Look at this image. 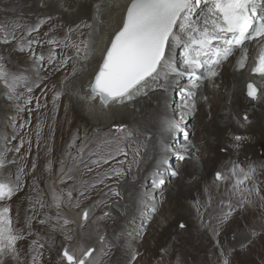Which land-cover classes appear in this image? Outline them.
Returning a JSON list of instances; mask_svg holds the SVG:
<instances>
[{
  "label": "rangeland",
  "instance_id": "374dc122",
  "mask_svg": "<svg viewBox=\"0 0 264 264\" xmlns=\"http://www.w3.org/2000/svg\"><path fill=\"white\" fill-rule=\"evenodd\" d=\"M3 6L4 5L0 3V25H3L6 30L11 31L14 24H19L20 27L16 29L15 34L18 40L21 36H23L26 43L27 40L31 39V36L26 35L30 26H26L25 24L27 23H24L23 20L15 18L16 11L6 10ZM23 7H26L25 4H23ZM27 8L29 9L30 7ZM62 9L67 12L69 11L68 7H62ZM29 10L31 11L33 19L38 20L33 14L31 8ZM50 14L51 13L47 10L46 13L42 15ZM51 22H55V25L58 23V26L53 27V29H57L52 38L55 37L58 41H64L65 37L69 35V29H73L74 31L70 34L71 40L75 42H80V40L87 41L88 48L91 49V46L89 45V26L85 27L83 26V23L79 22L72 23L67 20L64 21L62 18L58 20L56 15L41 18V25H48ZM37 32L39 33V38L36 40L40 43L32 46L34 51L37 55H44L47 53L44 50V47L47 46L49 55H55L53 63L48 62L49 55L46 60L39 62L27 49L20 51L17 47V41H13L9 44L0 43V56L5 57L8 69L12 73L22 72L28 77L27 83L17 88V94H23V97L20 99H16L12 96L8 89L0 83V87L6 89L5 92L2 93L4 96V98L2 96V104L9 112H11V110L13 112L12 117L6 118V127L9 129V132L6 134L4 132L3 142H0V150H5L10 160H15L18 156H20L26 161L25 165L28 166L29 163H27L25 154H33L36 151L35 148L40 144V141H49L52 135L55 137L56 133H60L59 129L57 130V128L53 126H55L58 117L62 118L65 115L68 119L64 122L65 132L63 138L65 140L66 147L64 146L63 153L65 156L69 157V162L71 163L73 162V157H77V150L83 148L84 163L87 161V163H89L88 167H91L92 171H87V168L85 167L83 169V173L81 171H79L80 173L78 171L75 173V169H77L76 166V168L72 169L71 172L74 179L66 180L65 183H61V172H58L56 168L58 165V159L50 161L44 160L41 162L40 168L45 169L46 173L39 177H35L32 170L27 169V171H24V169L16 163V165H11L9 168L5 169V172H11L13 177L18 169H23V173L21 175V188L10 201L13 217L17 220L16 227L24 230L25 234H27L29 231L27 222L29 218H32V235L21 241L19 245L21 249V264H30L31 253L29 252V246L33 240H38L39 243H42L45 246L42 250L43 256L41 258V264H61L60 257L62 250L69 244L73 246L93 247L96 249L94 256L100 255V251L103 249L108 253L103 256L104 264H218V262L223 260L221 251H223L224 254L225 251H229L231 253L230 264H264V229L260 230L259 228L261 225L262 227L264 225V207H262L263 209H259V204L256 206L258 215L255 222L258 223V226L254 223L255 225L253 226L256 227L254 229L250 228L252 236L251 239L248 240L245 234H240V230H245V228H243V223L240 224V221L242 220L241 218L244 216L243 214H239L240 212L234 217L230 216L223 223H220L224 214L221 213L219 209L226 213L228 205V203L223 204L220 201L223 196V184H220L221 186L218 188L216 200H214L213 205H210V203L203 204V202H199L198 205L192 208L188 207L187 204L189 206L190 204L185 201H183L184 203L182 206H178L176 202L173 203L172 201L171 203L164 204L162 201V195L165 194L170 186H173V181L176 178V176L172 177L171 175L168 177L169 174H166L164 177L166 183L160 188H155L159 203V206L157 207L158 211L152 213L149 220L144 224L145 227H142V222L139 223L134 221L135 218L134 220L131 219L129 221L124 220L126 219L124 212L122 210L115 209V201L120 195L115 196L111 193V191L107 192L105 185L103 184H98L95 188L88 187L97 180H94L92 177L98 178V174H104L105 167L109 168L108 164L111 165L112 161L108 164H102L97 167L96 165L91 164V160L98 159V156H89V153L92 151L98 150L101 154H106L107 148L115 147V145H105L103 147H99L104 140L108 139L109 133L106 129H110V126H105L103 124L94 126L88 122L81 123L79 120H75L70 114L69 116L67 114H61L60 116L51 115L52 119L50 120V124L47 123L48 115L44 113V104L47 100L51 99L50 94L45 95L46 92L43 93L41 88L39 95L41 87L39 76L34 75V73L30 72L29 69L36 66V70L33 69L32 71L36 73L38 71L39 73L41 70V75L51 73L53 76H57L54 77L56 80L53 82L56 83L55 90L56 92L62 93L60 98L55 101L58 103L59 101L67 99L66 97L68 95H66L64 91L66 79L69 75L71 78L76 76L85 52L82 51L79 57H75V49L71 47L65 48L63 47V44L59 47H55L53 45L49 46V44L43 45V42L47 40L48 34L44 32V29L42 30V28H39ZM2 34L3 33H0V35ZM65 57H73V59L69 60L65 66L61 67L60 62ZM231 57H229L226 61H229ZM30 61H34V64L31 65ZM22 62L26 64V66L29 65V68L24 66ZM37 63L41 68L37 66ZM223 64L226 65V62L224 61ZM46 79L47 78L45 77L42 81H47ZM49 79L53 80V77H50ZM209 82V80L205 81V83ZM36 84H38V86L33 87L31 93H27L25 91L27 86H33ZM46 84L48 85V82H46ZM180 89H182V86ZM176 90H179V88ZM27 96L32 97L31 104H25V98ZM146 99L148 98H145V100ZM261 100L263 101V99ZM261 100H259L260 103L262 102ZM37 101L41 105L39 108L36 107ZM21 108L24 110L21 111ZM29 109L31 111H29ZM159 109L164 110V113L168 112V110H165L161 105L159 106ZM70 112L72 111L70 110ZM242 115H239L240 119L242 118ZM116 123L117 124L115 125L129 124L123 119L118 120ZM259 128L260 127L252 129V132L248 133H246V131L243 133L238 131H234L233 133H230L231 131L226 132L224 134V141H231L232 143L240 144L237 147L238 150H236V155L232 154L229 148H227L228 146L223 144L218 146L215 153L209 152L213 161H211L209 167H201L200 169L201 175L203 172L207 174V177L205 178L206 180L203 182H206L207 184L214 183V173L218 171L225 172V168L230 167V164L233 162L240 165L244 164L246 169L249 165H256L257 173L255 176H260L264 182V136L261 135ZM127 129L131 130L133 127H131V125H127ZM190 132L191 131L189 130L188 133L191 134ZM38 133L39 136L37 135ZM237 135L242 136L244 139L236 141L234 137ZM192 137L193 135H191V141ZM209 138L211 141L216 140L215 136H210ZM129 141H134L133 137H131ZM129 141H126L120 146L126 147L127 150L130 149L132 146ZM177 142V144H179L183 141ZM175 146V144L170 146L171 151L173 152V158L175 159L168 160V163L165 166L172 171L177 170L174 163H172V160H174L175 164H177L178 162L182 163L192 159V157L177 151ZM17 148H19V152L15 151ZM39 151L40 148H38V152ZM216 152L218 154V158L216 157ZM231 154L237 158L230 161L229 157ZM179 155H184L185 159H179ZM122 159L123 158L119 160ZM77 160H79V157H77ZM49 163H51V168H49ZM192 176L193 179L190 180V187L197 185L198 183V175ZM246 185L248 186L249 184ZM52 188L57 190H71L73 193L71 203H66L62 211L63 216L73 221V223H70L65 229H53L51 225L55 223V220L45 224H41L39 222L41 219H47L48 216L54 217L56 214V209L54 207L46 206L41 208L40 205L36 203L37 197L39 196L46 202L47 205H51ZM85 188H87L86 195L81 197L79 193ZM145 189L149 190L150 185L145 186L143 190ZM151 189L154 190L153 187H151ZM110 194L112 195L111 197H109ZM198 194L200 195L201 193L195 192L190 195L189 198H196ZM261 195L264 194L261 193ZM257 198H259V196L254 197V200H257ZM77 199L79 200V208L74 207ZM198 200L199 199L196 201ZM33 205H35V212L32 210ZM162 208L163 211H161ZM84 209L92 210L90 217L86 222L82 220V210ZM164 212H167V214ZM105 213H108L109 215L104 217ZM80 214L82 225L78 224V219L75 218V215L79 216ZM159 215H167L172 217V220H174L173 223L171 222L172 225L170 229L164 233H158L157 226H153L156 217ZM100 217L104 218L100 219ZM213 217H215L214 220L212 219ZM122 220L127 223L125 227L126 233L118 235L120 241L117 243L116 234L120 231L122 226L120 222ZM181 222L187 226L186 229L179 230V223ZM66 236H71V241L66 240ZM100 236L105 238L104 244H101ZM222 242L227 247H223V244H221ZM143 244L149 248L148 252L138 250L140 247L144 246ZM133 253H135V255H133ZM133 256H135V259H133ZM4 264H10L7 258L5 259ZM11 264H15V261H12Z\"/></svg>",
  "mask_w": 264,
  "mask_h": 264
},
{
  "label": "snow or ice",
  "instance_id": "6c2138e0",
  "mask_svg": "<svg viewBox=\"0 0 264 264\" xmlns=\"http://www.w3.org/2000/svg\"><path fill=\"white\" fill-rule=\"evenodd\" d=\"M201 5L204 7L201 8ZM100 6H98L99 10ZM203 13L200 15V13ZM199 16V18H197ZM40 25H36L27 30L26 35L31 36L33 32L38 31ZM87 27L88 25H83ZM19 24H14L11 31L0 25V43L9 44L17 41V47L20 51L27 49L31 55L39 62H43V54L37 55L33 49L34 44L40 42L35 39L27 40L25 43L23 36L18 40L16 29ZM74 31L69 29V35L64 41H58L55 37L49 39L47 43L55 47H71L75 49V57H79L82 51L85 52V58H88L94 49L88 48L87 41L75 42L71 40L70 34ZM255 43L258 45V51L254 58L255 63L251 72L264 80V0H129L122 17L121 26L115 32L110 40V46L106 48L102 63L94 75V79L89 83V93L83 99L90 101L99 100L104 107L118 104L125 105L130 103L139 96H148L152 92L169 93L175 91L177 82L180 78L186 77L190 82L191 88L186 92L181 89V95L184 97L182 106L185 110L184 115L193 116L196 112L197 91L207 80H212L219 75L218 69L229 57L240 53L237 67L243 69L248 60L250 46ZM181 48L183 51V70L179 69L173 59V53ZM73 57H65L60 62V66H65ZM55 55L50 54L48 62L53 63ZM28 77L20 73H12L7 67L5 57L0 56V83H2L9 93L16 99L23 97V94H17V88L27 83ZM38 84L27 86L25 91L31 93L33 87ZM247 97L252 101L264 99V89L259 88L254 82L246 85ZM62 93L56 92L55 101L60 98ZM205 101L207 96L202 97ZM32 97L25 98V104H31ZM41 105L37 101L36 107ZM24 109L21 108V111ZM29 111H31L29 109ZM180 121L171 118L165 112L158 118V127L164 130L181 131ZM242 120L247 123L248 115L245 113ZM39 136V133L37 134ZM112 139H106L99 147L105 145H115L106 149V154H101L98 150L89 153V156H98V159L91 160V164L97 167L102 164H108L110 160H116L118 156L127 158L129 155L126 147H121L134 133L125 126H117L115 132L111 134ZM189 133L183 132L185 141L188 142L190 151L195 145L189 139ZM236 141H241L243 137L237 135ZM74 143V141H73ZM135 143V141H133ZM22 146V145H21ZM143 144H137L132 150L134 159L132 163H137L140 156V150ZM19 152V148L15 150ZM158 151L160 152L156 166L150 176V184L153 188H160L166 183L165 174L172 177L178 175L177 171H172L165 167L168 163L167 154L171 151L166 143L161 144ZM79 157V160H77ZM77 157H73V164L84 163L83 148L77 150ZM179 159L184 160V155H179ZM16 163L10 160L5 150H0V264H4L7 258L11 264H21V241L32 235L31 219H28L27 227L29 231L25 234L24 230L16 227L17 220L14 219L10 201L19 192L21 188V175L23 169L20 168L13 174L5 172L6 168ZM118 164L124 165L129 162L127 159L118 160ZM35 165H33V168ZM51 168V163H49ZM92 171L91 167H87ZM131 170L129 166L128 171ZM61 183L66 180H72L74 177L70 174L72 168L65 170L64 162L61 161ZM257 173L256 165H249L247 169L238 163H231L226 167L225 172L218 171L215 174V182L225 183L232 180L233 183L229 192L231 195L238 197L235 202L236 208H242L245 204L250 203L249 197L253 194L261 196L259 185L254 177ZM126 171L123 168H113L109 172L102 174L101 178L88 187L95 188L98 184H104L106 180L116 177H123ZM250 182L251 186H247ZM107 186V185H106ZM87 188L80 191L79 195L84 197ZM113 195L119 196V191L110 189ZM138 210L144 215L145 199H154L146 191L136 194ZM73 193L71 190L55 188L51 189V205H47L41 197H37L36 203L41 208L49 206L56 209L54 217L48 216L47 219H41V224L49 223L55 220L51 226L53 229H65L73 221L62 215L66 203H71ZM77 199L74 207L79 208ZM35 212V205H33ZM91 209L82 210V220L87 221L91 214ZM150 211H158L157 204H152ZM234 208L231 199L228 201V211L224 213L220 223H223L233 214ZM109 214L105 213L104 217ZM104 217H100L103 219ZM144 219L147 216L144 215ZM181 228L184 225H180ZM66 240L71 241V236H66ZM101 244L105 243V238L100 236ZM44 244L38 240H33L29 246L31 253L30 264H41ZM110 247V246H109ZM96 249L93 247L65 246L61 253V264H104L103 256L108 253L103 249L100 255H95ZM230 253L223 257L222 264H230ZM135 259V256H133Z\"/></svg>",
  "mask_w": 264,
  "mask_h": 264
},
{
  "label": "bare ground",
  "instance_id": "6f19581e",
  "mask_svg": "<svg viewBox=\"0 0 264 264\" xmlns=\"http://www.w3.org/2000/svg\"><path fill=\"white\" fill-rule=\"evenodd\" d=\"M0 3L4 5L3 7L6 10L8 9L11 11H16L15 18L23 20V22L27 23L30 28L36 25H41L42 17H49L52 15H56L58 20L62 18L64 21L67 20L68 22L72 23L79 22L90 27L89 45L91 46V49H94V51L91 53L89 59L87 60L85 58L84 53V58L82 60V63H80V68L76 76L71 78V76L69 75V77L66 79L64 91L65 94L68 95L66 97L67 99L59 101L58 103L55 102L54 106L56 83L53 82L54 80H56L54 79V77L57 76H53L51 73L47 75H41V70L40 73H38V71L37 73L32 71L33 69L36 70V66L31 67V70L29 69V71L34 73V75L39 76L40 82L43 83V93L46 92L45 95L50 94L51 99L47 100L44 104V113L48 115L47 123L50 124V120L52 119L51 115L60 116L61 114H67L69 116L70 114L75 120H79V122L81 123L88 122L94 126L98 124H103L105 126L109 125L111 127L114 126L115 123L121 119L135 124L132 129L134 133L133 140L135 141V143H133V141H129L132 147L128 149L129 155L127 156V158L123 156H118L116 160H110L113 163L111 162V165L108 164L109 168L105 167L104 169V173L109 172L113 168H123L126 171V175H124L123 177H116L110 180H106L103 184L105 185L107 192H110V189L119 191L120 196L115 201V209H119L124 212V215H126V219H124L120 215L124 220L129 221L131 219L134 220L135 218L134 221H137L139 223L142 222V227H145L144 224L149 220L152 215V212L150 211L151 205L157 204V207L159 206L157 191L155 190V188L154 190L151 189L152 186L150 184L149 178L151 176L152 170L156 166L157 161L159 159L160 152L158 151V149L161 144L166 143L169 148L171 145L175 144L177 151L192 157V159L189 161L182 163L178 162L177 164H175L174 160H172V163H174L177 168L176 171L178 172V177L176 176L175 180L173 181V186H170L165 192V194L162 195V201L164 204L171 203V201L173 203L176 202L178 206H182V204L184 203L183 201H185L189 202L190 206L187 204L188 207L193 208L198 205L199 202H203V204L210 203V205H213L214 200H216L218 188H220L221 186L219 183L216 182L210 184L203 182L204 180H206L205 178L207 177V174L203 172L202 176L200 173V169L201 167H209L211 161H213L211 156L209 155V152L215 153V151L218 149V146H220V144H223L225 146H228L227 148H229L232 154L236 155V150H238L237 147L240 144L232 143L231 141H224V134L228 131H231L230 133H233L234 131H238L240 133L246 131V133H248L252 132V129L260 127V133L262 136H264V99L263 101L261 100V103L260 101L253 102L250 98L246 96V85L249 82H254L259 86V88L264 89V80H261L259 77H256L251 73V68L253 65L252 59L255 58L258 51V45H256L255 43L249 48L248 60L246 62V66L243 69L237 67V62L240 56V53L237 52L231 57L229 61H225L226 65L222 64V66H220V68L218 69V76H216L212 80H209V83L204 82L203 85L198 90H196L198 92L197 96L200 95L201 98V100H198L199 97L196 96V112L193 116H187L186 119L182 121L183 124L181 125L184 131L188 132L189 127L194 130V136L191 142L193 145H195V147L191 148L190 151H185V149L189 146L188 142L185 141L183 136L180 137V141L183 142L179 144H177V141H172L173 138L168 135H165V140L169 141H154L158 136V131L160 128L158 127L157 123L158 115L151 110L159 109L160 105L165 110H169L173 101V97H171L170 93H151L148 95V99L145 100V97H140L130 105L122 106L114 104L112 107H110L108 112L100 110L98 108V104L95 101H90L88 99L82 98L87 96L85 88L88 89L90 81L94 79V75L96 74L100 66L101 55L106 49L107 43L109 42L113 33L117 31L121 26L122 17L124 15L125 8L129 3V0H0ZM22 4H25L26 7H23ZM98 6H100L99 10ZM27 7L31 8L33 14L38 20L33 19V17L31 16V11L29 10L30 8L28 9ZM62 7H68L69 11L67 12L63 10ZM47 10L51 14L42 15L45 14ZM41 26H44V32L48 34L49 40L55 34V31L57 29H53V27L58 26V23H56L55 25V22H51L48 25ZM38 38L39 33L33 32L31 35V39L36 40ZM78 42L79 41H77V43ZM30 63L31 65L34 64V61H30ZM24 66H26V64H24ZM26 67L29 68V65H27ZM45 77L47 78V81L43 82L42 79ZM50 77H53V80L49 79ZM46 82H48V85L46 84ZM182 88H184L185 91L191 88V85L190 83H188L187 86H182ZM5 90L6 89L0 87L1 143L3 142L2 140L4 132L5 134L9 132V129L6 127V118L13 116L12 110L11 112H9L8 109H5L2 104V99L4 98L2 93H4ZM177 93H181V89L174 91V94ZM203 96H207L208 100L205 101L202 98ZM182 100L183 99L180 100V108L176 107V110H180L178 115L175 112H167L168 116L170 115L174 118L175 116L176 118L177 116L178 118H180L181 116H185V110L182 106ZM133 107L137 109V112L134 113L131 111L132 109L130 110V108ZM70 110L72 112H70ZM245 113L249 117V123L247 124V126H243L246 123H244L243 120H241L239 117V115ZM66 119H68V117L65 115L62 118L58 117L55 126H53L56 127L57 130L59 129L60 133H56L55 137L52 135L49 141H40V144L35 148L36 151L33 154H25L27 163H29L28 166L25 165L26 161L20 156L15 159L16 164H19L24 169V171H27V169L32 170L33 175H35V177H39L46 173L45 169L40 168L41 162H43L44 160L50 161L53 159H58V165L56 166L58 172H61V161H63L65 170H67L68 168L75 169L77 166V169H75V173L77 171H81L83 173V169L85 167L87 168L89 166V163H87V161L84 164H73V162L70 163L69 157L65 156L63 153L65 146V140L63 138L65 132L64 122ZM210 136H215L216 140L211 141V139L209 138ZM137 144H143L144 147H142L140 150V156L137 158L138 162L132 163L134 159L132 150L137 146ZM38 148H40L39 152ZM232 154L229 157L230 161H232V159L237 158L234 157ZM167 156L168 160L175 159L173 158L172 151H170ZM216 157L218 158L217 152ZM121 158H123L122 160L127 159L129 163L124 165L118 164L117 160ZM33 165H35L34 168ZM129 166H131L130 171H128ZM242 166H244L246 169V166L244 164ZM192 175H198V183L197 185H193L190 187V180L193 179ZM101 176L102 174H98V178H92H94V180H99ZM169 176L170 175H168V177ZM254 179L259 185L260 192L264 194V182L262 178H260V176L258 177L257 175L254 177ZM232 183V180H228L227 182L223 183L224 190L223 196L220 201L223 204H227L228 201L231 199L234 208L233 214L231 215L232 217H234L239 212V214L244 215L241 218L242 220L240 221V224L243 223V228H245V230H240V234H245L248 240H250L252 236V233H250V228L254 229L256 226L253 225L255 224H257L258 226V223L255 222V219L258 215L256 206L257 204H259V209L264 207V200H262L260 196L259 198H257V200H254V197L257 196L253 194L251 197H249L250 203L245 204L242 208H236L235 202L238 197L231 195L229 192ZM246 184H249L248 186H251L250 182H246ZM147 185H150V189L143 190V188ZM141 191H146L152 197H154V199L151 200L147 198L145 199L144 215L147 216L146 220L144 219V215H142L141 212L138 210L139 206L137 204L136 194ZM195 192L201 194H198L196 198H189L190 195ZM111 196L112 195L110 194L109 197ZM197 199L199 200L196 201ZM163 208L161 211H163ZM219 210L221 213H225L223 210ZM226 211H228V205ZM164 213L167 214V212ZM75 218L78 219V224L82 225L81 214L79 216L75 215ZM212 219L214 220L215 217H213ZM171 222H174V220H172V217L167 215H159L158 217H156L153 226H157L158 233H164L165 231L170 229L172 225ZM120 224L122 226L120 228V231L118 230L119 232L116 234L117 243L120 241L118 235L126 233L125 227L127 223L123 222L122 220ZM259 228L260 230H263L264 225L263 227L261 225ZM223 242L221 244H223ZM223 247L227 246L223 244ZM138 250L148 252L149 248L144 245ZM229 253V251H225V255H228ZM133 255H135V253H133ZM218 264H222V261L218 262Z\"/></svg>",
  "mask_w": 264,
  "mask_h": 264
},
{
  "label": "clouds",
  "instance_id": "9594fccd",
  "mask_svg": "<svg viewBox=\"0 0 264 264\" xmlns=\"http://www.w3.org/2000/svg\"><path fill=\"white\" fill-rule=\"evenodd\" d=\"M23 5V4H22ZM201 8H203V5H201ZM201 15H202V13H201ZM197 18H199V16L197 17ZM26 26H29V25H27V24H25ZM39 28H42V30L44 29V26L42 27L41 25L39 26ZM37 32V31H36ZM116 32V31H115ZM115 32L113 33V35L115 34ZM38 33V32H37ZM112 35V36H113ZM112 36H111V38H112ZM42 38V37H41ZM111 38H110V40H111ZM110 40H109V42L107 43V47H109L110 46ZM47 41H48V36H47V40H45L44 42H43V45H46L47 44ZM3 44V43H2ZM254 44V43H253ZM252 44V45H253ZM251 45V46H252ZM106 47V48H107ZM258 47V46H257ZM44 50L47 52L46 54H44V57H45V60H46V58H47V56L49 55V51H48V49H47V46L46 47H44ZM55 50V49H54ZM106 50V49H105ZM105 50H104V52H105ZM104 52H103V54H104ZM103 54L101 55V58H100V60H101V62H100V64L102 63V57H103ZM91 55V54H90ZM90 55H88V58L87 59H89V57H90ZM86 59V60H87ZM173 59H174V61H175V63H176V65H177V67L179 68V69H181V70H183V67H184V65H183V51H182V49L181 48H177V50L173 53ZM254 62H255V60H254V58L252 59V64L254 65ZM253 65H252V67H253ZM37 66L38 67H40V65L39 64H37ZM41 68V67H40ZM98 71V70H97ZM39 73H40V71H39ZM42 73V72H41ZM252 73V72H251ZM252 75H254V74H252ZM254 76H256V75H254ZM256 77H258V76H256ZM41 79V78H40ZM188 83H190L189 81H188V79L186 78V77H182V78H180L179 80H178V82H177V88H179L180 89V87L181 86H187L188 85ZM42 86H43V83H41V87H40V91H39V95H40V92H41V88H42ZM183 90H184V88H182ZM194 91H196L197 89H193ZM89 91H90V89L88 88V89H86L85 88V92L87 93V95H88V93H89ZM185 91H187V90H185ZM152 93H154V94H157V93H159V92H152ZM170 93V95H171V97H173V101H172V103H171V108L168 110V112H171V113H173V112H175L177 115H178V113L180 112V110H176V107H179L180 108V100L181 99H184V97L181 95V93H177V94H174V91H170L169 92ZM247 95V94H246ZM140 97H145V98H148V96H139V97H137L136 99H134L133 101H131L130 103H126L125 105H130V104H132L135 100H137L138 98H140ZM197 97H199V96H197ZM197 99V98H196ZM198 100H201V98H199ZM97 104H98V108L100 109V110H102V111H109V109H110V107H112L113 105H110V106H108V107H104V106H102L101 104H100V102H99V100L97 99L96 101H95ZM123 106V105H122ZM132 109V110H131ZM134 109V110H133ZM130 110L132 111V112H137V109H135V107H133V108H130ZM151 111H154L157 115H158V117H161L163 114H164V110H162V109H153V110H151ZM169 117H171V118H174V117H172V116H170L169 115ZM186 115L184 116V120L186 119ZM174 119H176L177 121H180V118H178V116H177V118H176V116H175V118ZM241 120H242V118H241ZM244 122V121H243ZM129 124H120V125H123V126H125L126 128H127V125H131V127H133L135 124H132V123H130V122H128ZM245 123V122H244ZM249 122H247L246 124H244V125H247ZM115 124H117V123H115ZM183 124V122H180V125H182ZM120 125H114V126H111L110 127V129H106L107 130V132L109 133V137H108V139H112V133H114L115 132V129L117 128V126H120ZM104 129V128H103ZM190 131H191V134L189 135V139L191 138V135H193L194 136V130L193 129H191V127H189L188 128ZM132 130V129H131ZM183 132H184V129L182 128V126H181V131H174V130H164V131H162L161 129H159V131H158V136L156 137V139L154 140V141H169V140H165V135H168V136H171L172 138H173V140L172 141H180V137L181 136H183ZM240 136V135H239ZM184 137V136H183ZM242 137V136H241ZM193 138V137H192ZM131 139V138H130ZM129 139V140H130ZM128 140V141H129Z\"/></svg>",
  "mask_w": 264,
  "mask_h": 264
}]
</instances>
